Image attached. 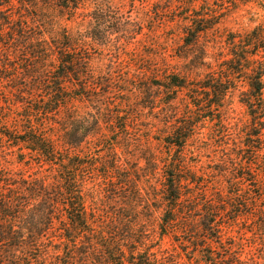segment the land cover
Here are the masks:
<instances>
[{"label": "trees", "instance_id": "trees-1", "mask_svg": "<svg viewBox=\"0 0 264 264\" xmlns=\"http://www.w3.org/2000/svg\"><path fill=\"white\" fill-rule=\"evenodd\" d=\"M194 2L180 17L186 46L221 16L207 0L199 10ZM83 6L82 0H0V264H37L48 258L55 264H75L85 245L91 247L81 254L98 247L105 264H168L157 257L161 251H153L156 243L140 220V176L117 157V141L99 135L101 101L110 87L102 91L95 81L103 76L109 86L112 76L91 67L85 42L63 23ZM102 16L87 29L94 41L110 35L104 33ZM226 43L228 57L202 78L164 74L161 81L172 90V101L178 92L186 98L162 139L174 155L161 161L160 189H152L160 192L155 199L161 211L159 239L171 237L186 255V263L177 261V254L169 264H264V170L259 169L264 167V24L230 33ZM240 84L245 90L239 101L249 122L233 133L224 105ZM91 101L98 107L90 119L76 113V102ZM112 120L120 122L126 141L132 121L125 111H117ZM205 124L218 127L216 152L221 164L232 168L225 191L217 185L211 189L177 157ZM88 137L103 152L99 162L88 163L71 152ZM14 163L35 169V174L14 171ZM45 166L53 171L51 183L37 175ZM86 169H98L107 199L116 205L108 216L97 218L87 210L80 176ZM52 229L54 237L49 236ZM48 238L52 247L31 257Z\"/></svg>", "mask_w": 264, "mask_h": 264}, {"label": "rangeland", "instance_id": "rangeland-1", "mask_svg": "<svg viewBox=\"0 0 264 264\" xmlns=\"http://www.w3.org/2000/svg\"><path fill=\"white\" fill-rule=\"evenodd\" d=\"M191 1L82 0L84 8L79 10L73 19L63 22L70 33L85 42L92 58L91 67L94 70L100 68L103 73H111L109 86L104 84L106 79L103 76L95 81L102 91H107L110 87L109 94L101 101L103 123L99 135H102L103 139L109 138L110 142L117 141V157L140 176V198L137 200L141 205L138 207L141 212L140 220L150 239L156 243L153 244V251H161L157 257L164 258L168 264L171 261L170 256L176 257L177 254V261L186 263V255L171 237L164 236L162 240L159 239L157 223L161 211L158 210L155 199H158L160 192H152V189H160L161 161L167 155L168 160L174 155L175 150H167L162 139L170 132L174 117L180 115L183 110L186 98L184 92H178L176 99L172 101V90L161 82L163 75L202 78L210 69H214L216 63L228 57L226 39L230 33H243L264 24V0H207L208 5L221 15L219 22L201 34L195 43L186 46L182 41L184 26L180 17L185 15ZM193 5L199 10L202 0H195ZM99 14L104 15L101 19L104 22V33L110 35H107L105 40L94 41L87 36V29L90 31L98 24ZM124 26L126 32H121ZM140 69H144L143 74ZM244 90L245 87L240 84L237 90L226 97L224 106L227 123L233 133L242 130L249 122L246 109L239 101L240 92ZM97 107L95 101L74 104L76 113L85 114L88 119ZM117 111H125L132 121L127 129L126 141L123 140L120 122L112 120ZM210 126L200 125L198 133L177 157H182L191 165L193 172L202 176L205 182L211 185V189L214 188L212 185H217L225 191L232 168L230 164H221V154L215 149V135L219 130L216 126ZM212 132L215 134L211 135ZM97 144L94 138L88 137L79 147L71 149V152L80 155L88 163H96L100 161L98 157L103 155V152L96 148ZM229 148L233 152L234 144L230 143ZM1 157L0 159L4 158L2 155ZM108 159L104 158L105 161ZM33 160L36 162L37 157H33ZM152 163L158 166L155 172ZM10 167L25 176L35 174V169L20 164L14 163ZM259 169L264 170V167L260 166ZM52 173V169L45 166L37 175L47 177V182L51 183L55 180ZM99 175L98 169H86L80 173L87 210L95 212L97 218L108 216L113 211V206H116L107 199V189L102 176ZM146 181L149 184H146ZM49 234L54 237L53 229ZM53 244L50 238L44 240L41 247L32 251L30 256L34 258L41 255ZM90 247L80 246L79 250L82 253ZM81 253L77 256L75 264H105L98 247L91 248L87 255ZM55 262L54 259L48 258L38 261L37 264Z\"/></svg>", "mask_w": 264, "mask_h": 264}]
</instances>
